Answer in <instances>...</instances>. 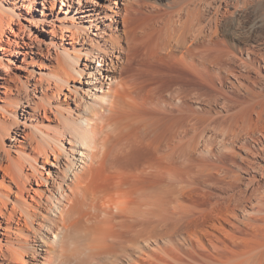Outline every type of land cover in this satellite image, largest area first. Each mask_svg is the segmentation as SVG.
Instances as JSON below:
<instances>
[{"label":"bare ground","instance_id":"6f19581e","mask_svg":"<svg viewBox=\"0 0 264 264\" xmlns=\"http://www.w3.org/2000/svg\"><path fill=\"white\" fill-rule=\"evenodd\" d=\"M141 4L0 0V264H264V0Z\"/></svg>","mask_w":264,"mask_h":264},{"label":"rangeland","instance_id":"374dc122","mask_svg":"<svg viewBox=\"0 0 264 264\" xmlns=\"http://www.w3.org/2000/svg\"><path fill=\"white\" fill-rule=\"evenodd\" d=\"M139 1L142 4L140 6H137V9L134 13V19L141 26L148 28V26H150L151 23L158 17V15H160V13L163 12L166 8L168 10L172 9L174 8L172 6H176L175 4L181 2L183 3L186 0H139Z\"/></svg>","mask_w":264,"mask_h":264}]
</instances>
